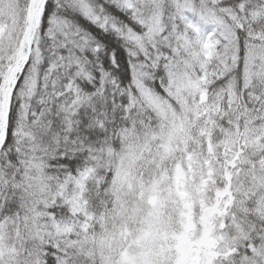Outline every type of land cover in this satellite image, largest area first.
I'll list each match as a JSON object with an SVG mask.
<instances>
[{"label": "snow or ice", "instance_id": "snow-or-ice-1", "mask_svg": "<svg viewBox=\"0 0 264 264\" xmlns=\"http://www.w3.org/2000/svg\"><path fill=\"white\" fill-rule=\"evenodd\" d=\"M0 264H264V0H0Z\"/></svg>", "mask_w": 264, "mask_h": 264}]
</instances>
